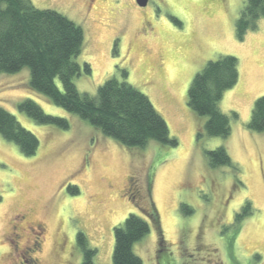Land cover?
<instances>
[{
	"label": "rangeland",
	"instance_id": "1",
	"mask_svg": "<svg viewBox=\"0 0 264 264\" xmlns=\"http://www.w3.org/2000/svg\"><path fill=\"white\" fill-rule=\"evenodd\" d=\"M28 2L83 29L76 60L91 73L74 79L79 93L94 96L110 78L128 83L148 97L177 145L123 147L32 91L27 68L0 74V107L39 141L27 157L0 136V264L15 258L8 236L21 213L43 225L40 264H81L78 232L95 249V264H112L113 229L130 214L150 226L133 248L143 264H264V132L247 127L264 96V17L239 40L235 25L246 0ZM223 55L237 59L239 75L218 104L229 118L226 138L209 136L206 118L187 104L195 74ZM25 99L68 128L34 122L17 108ZM218 147L230 166L209 165L206 153ZM246 203L250 214L236 220ZM154 209L156 228L141 213Z\"/></svg>",
	"mask_w": 264,
	"mask_h": 264
},
{
	"label": "trees",
	"instance_id": "2",
	"mask_svg": "<svg viewBox=\"0 0 264 264\" xmlns=\"http://www.w3.org/2000/svg\"><path fill=\"white\" fill-rule=\"evenodd\" d=\"M261 17H264V0H246L236 20L237 38L242 40L249 30H254ZM83 48V29L64 15L35 8L28 0H0V74H14L27 68L32 91L75 114L123 147L144 148L150 142L176 146L165 120L148 97L128 83L110 78L98 87L94 96L78 92L74 79L81 73H91L88 63L80 65L76 60ZM238 77L237 59L223 55L208 61L189 85L187 104L194 114L206 118L205 131L211 137L226 138L230 134L229 118L219 110L218 104L223 93L236 85ZM17 108L38 124L68 128L65 119L45 114L30 99L21 101ZM232 115L237 117L235 113ZM247 127L253 132H264V96L255 100ZM0 136L14 143L24 156H32L38 149L36 136L1 107ZM206 155L211 167L231 165L223 147ZM68 190L78 193L75 186H69ZM250 211L246 203L236 220ZM141 213L157 227L155 209ZM149 231V223L135 214L115 226L112 264H143L133 248ZM76 244L82 252L81 264H95L96 251L87 247L82 232L77 233Z\"/></svg>",
	"mask_w": 264,
	"mask_h": 264
},
{
	"label": "flooded vegetation",
	"instance_id": "3",
	"mask_svg": "<svg viewBox=\"0 0 264 264\" xmlns=\"http://www.w3.org/2000/svg\"><path fill=\"white\" fill-rule=\"evenodd\" d=\"M28 218L27 214L21 213L19 219L15 218L10 223L8 241L10 253L15 256L11 264H40L35 254L45 240L44 228Z\"/></svg>",
	"mask_w": 264,
	"mask_h": 264
},
{
	"label": "water",
	"instance_id": "4",
	"mask_svg": "<svg viewBox=\"0 0 264 264\" xmlns=\"http://www.w3.org/2000/svg\"><path fill=\"white\" fill-rule=\"evenodd\" d=\"M135 3L139 7H145L148 3V0H135Z\"/></svg>",
	"mask_w": 264,
	"mask_h": 264
}]
</instances>
